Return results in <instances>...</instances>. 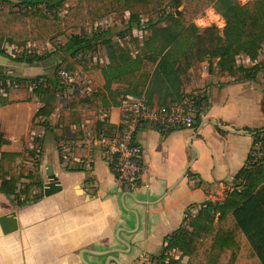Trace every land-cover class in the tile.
<instances>
[{"label": "crops", "instance_id": "crops-1", "mask_svg": "<svg viewBox=\"0 0 264 264\" xmlns=\"http://www.w3.org/2000/svg\"><path fill=\"white\" fill-rule=\"evenodd\" d=\"M130 52L134 54L133 49ZM2 57L7 62L0 70L4 76L0 82H15L19 87L0 89V96L8 101L0 105V176L20 166L23 178L16 184V197L0 192V264L159 261L166 237L184 218L196 215L205 201H222L226 191L236 188L238 183L232 179L246 166L252 147L248 131L264 129L261 51L254 62L245 56L236 60L237 66L245 68L257 65L258 71L248 80L221 73L217 60L194 64L183 76L181 90L190 92L195 83L196 90L203 91L196 126L162 133L141 125L135 137L147 173L138 189L122 193L100 150L82 143L85 131L116 134L122 127V101L131 97L124 95L127 85L112 83L107 91L104 81L95 83L85 74V67L103 68L109 63L105 48L97 46L70 60V81L58 82L48 98L51 113L39 117L36 114L44 104L32 93L34 84L11 78L44 77L43 73H36L31 64L13 65ZM103 122L105 127L99 129ZM30 152H39L38 166ZM48 167L60 190L45 196ZM39 182L41 190L26 197L25 188ZM245 247L260 264L243 236L236 260ZM169 254L171 259L180 257L178 251Z\"/></svg>", "mask_w": 264, "mask_h": 264}, {"label": "trees", "instance_id": "trees-1", "mask_svg": "<svg viewBox=\"0 0 264 264\" xmlns=\"http://www.w3.org/2000/svg\"><path fill=\"white\" fill-rule=\"evenodd\" d=\"M62 2L23 0L14 5L22 10L0 11V43L24 45L35 35L24 28L28 24L26 20L33 19L41 9L51 12ZM182 5L185 12L193 17L212 9L224 21L221 33L214 25L198 28L178 10ZM122 12H128L129 17L126 34L119 35H131L134 54L131 49L121 47L106 31H95L90 36L72 35L63 47V54L72 59L103 46L109 63L103 68L85 67L84 72L95 83L102 84L104 81L107 91L112 83L125 84L129 89L124 95L144 98L150 106L169 108L183 100L182 78L194 64L217 60L221 73L231 76L240 74L242 80L252 79L258 71L257 65L245 68L237 66L236 60L240 56L252 62L258 58L264 44V0H251L245 4L237 0H78L72 13L61 19L39 18L54 25L55 34L60 36L67 30L84 28L88 22ZM18 24L23 27L17 30ZM132 29L142 31L141 41L132 34ZM32 38L38 39L36 36ZM0 55L16 63L32 64L43 60V56L10 57L3 49H0ZM67 58L61 57L51 77L11 78L16 82L36 85L33 94L44 104L36 117L51 113L48 98L62 79L58 71L73 70ZM3 78L0 75V79ZM7 103V99L0 96V105ZM104 105L108 107L107 103ZM103 127L105 122L98 125L99 129ZM248 133L252 136V147L246 166L232 179L233 184L238 183L236 188L226 191L225 198L220 202L202 203L189 221L183 219L181 226L165 239L166 244L159 258L162 264L165 258L166 264H193L194 259H199L196 264H234L242 236L260 264H264V129ZM257 143L260 148H255ZM30 155L38 166L39 152H30ZM21 178L20 166L3 173L0 176V192L16 197V184ZM33 190H41V183L28 185L24 191L26 197ZM41 197L39 195L34 200ZM207 239L210 240L209 245L200 252ZM172 251H178L180 257L168 258ZM183 258L187 260L182 262Z\"/></svg>", "mask_w": 264, "mask_h": 264}, {"label": "built area", "instance_id": "built-area-1", "mask_svg": "<svg viewBox=\"0 0 264 264\" xmlns=\"http://www.w3.org/2000/svg\"><path fill=\"white\" fill-rule=\"evenodd\" d=\"M57 74L62 79L70 81L71 76L68 72L60 70ZM0 85L3 90L19 87V84L11 81H1ZM35 87L36 85L33 86L32 93ZM1 95H4L3 92ZM202 98V90H192L184 94L180 103L166 108L150 106L144 98L125 97L122 101L124 116L121 120V129L114 135H108L106 131L97 134L85 131L82 143L100 150L101 158L112 172L119 191L132 193L138 189L141 177L147 173V166L141 161L142 150L135 137L138 128L146 124L156 127L163 133L193 129L201 112ZM255 148H260V144L257 143ZM148 260H140L138 264H149ZM156 262L162 264L160 261ZM166 262L167 258L163 263Z\"/></svg>", "mask_w": 264, "mask_h": 264}, {"label": "rangeland", "instance_id": "rangeland-1", "mask_svg": "<svg viewBox=\"0 0 264 264\" xmlns=\"http://www.w3.org/2000/svg\"><path fill=\"white\" fill-rule=\"evenodd\" d=\"M23 0H0V11L2 12H8L10 10H22L17 8L16 4L21 3ZM169 1V0H167ZM240 4H245L251 0H237ZM78 0H63V2L60 4L59 7L53 9L51 12H48L45 9H41L37 12L36 16L33 19L28 18L26 22L28 24H25L24 28H26L28 31H33L35 35L31 36V39H29L24 45L17 44H9L6 42H2L3 50L5 53H7L10 57H20V56H26V57H42L43 60L39 62H34L30 65V67L37 72H42L44 77H51L54 74L55 67L58 64V61L63 58H67L66 54H63V47L67 41V39L72 35H83V36H90L95 31H106L109 33L112 37V39L119 43L120 45H123L124 48L133 49V44L131 42V35L122 37L119 35V33L126 34L127 31V21L129 17L128 12H122V13H113L110 14L100 20H97L93 23H87V25L84 28H77V29H70L63 33V35H56V29L54 25H50L44 19L39 18V16H45L46 18L53 20L56 18H63L67 14H71L73 11V8L77 5ZM43 7V6H41ZM40 7V8H41ZM38 8V9H40ZM179 11H182L183 16L187 20H192V22L195 24L196 20H204L206 22H209L211 25H214L219 30L223 27L220 21V16H218L214 11H212V17H209L208 13L210 9H207L204 13L197 15V16H190L188 15L185 10L184 6L182 5L179 9ZM218 17V19H216ZM144 21H146V17L143 18ZM197 26V25H196ZM23 27L22 24H18L16 29H21ZM199 28V27H198ZM202 29V28H200ZM132 34L136 36L138 39L142 38V33H138L137 30L132 29ZM148 34V31L146 32ZM145 35V34H143ZM38 37V39H34L32 37ZM131 37V38H130ZM1 46V43H0ZM261 53L264 55V44L261 49ZM78 57V56H76ZM68 63L70 64V60L68 59ZM86 64L89 65L88 60L86 59ZM13 65L16 64V62L11 61ZM76 63H79L76 61ZM74 64V66H79L78 64ZM71 65V64H70ZM24 67L26 65L24 64ZM28 68V67H26ZM37 69H40L37 71ZM13 76V74H12ZM197 87L199 85L197 84ZM193 88V89H192ZM195 88V89H194ZM192 90H196L195 83L190 87ZM264 119V114H263ZM195 213H191L188 215L187 221H189L190 217L194 216ZM210 243V240H205L203 243V246L200 248V252H202ZM168 257V256H167ZM171 255L169 254L170 258ZM174 258V257H172ZM253 256L249 253V251L245 249L239 253V257L235 261L234 264H258V262L253 261ZM166 260V258H165ZM187 259L183 258L182 262H185ZM199 259H194L193 264H196V262ZM149 264H157L156 260H148ZM136 264V262L134 263Z\"/></svg>", "mask_w": 264, "mask_h": 264}, {"label": "water", "instance_id": "water-1", "mask_svg": "<svg viewBox=\"0 0 264 264\" xmlns=\"http://www.w3.org/2000/svg\"><path fill=\"white\" fill-rule=\"evenodd\" d=\"M7 59L0 56V70L3 68L4 69V65L6 64ZM47 180L48 182L46 183L45 187H44V195L45 196H49L57 191L60 190L59 184H58V180L56 179V177L53 175L51 169L48 167L47 171Z\"/></svg>", "mask_w": 264, "mask_h": 264}, {"label": "clouds", "instance_id": "clouds-1", "mask_svg": "<svg viewBox=\"0 0 264 264\" xmlns=\"http://www.w3.org/2000/svg\"><path fill=\"white\" fill-rule=\"evenodd\" d=\"M208 15H209V17H212V11L211 10H209ZM216 19H218V17H216ZM195 24L197 25V27L202 28V29L211 26V24L209 22H206V21H204L202 19L201 20H196Z\"/></svg>", "mask_w": 264, "mask_h": 264}]
</instances>
